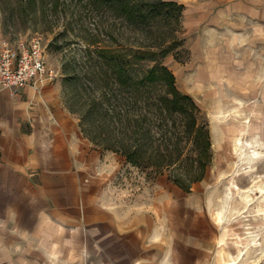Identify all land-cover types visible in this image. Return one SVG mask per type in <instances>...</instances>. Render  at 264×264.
I'll use <instances>...</instances> for the list:
<instances>
[{"label": "rangeland", "instance_id": "obj_1", "mask_svg": "<svg viewBox=\"0 0 264 264\" xmlns=\"http://www.w3.org/2000/svg\"><path fill=\"white\" fill-rule=\"evenodd\" d=\"M175 1L185 6L179 24L152 14L147 21L132 17L107 0H0V42L42 36L46 61L63 79V98L80 125L82 94H101L100 83L89 74L97 68V50L128 55L167 50L158 60L200 107L211 164L189 189L173 181L171 169L128 162L121 178L129 184L130 197L134 189L165 178L182 193L180 202L203 198L219 227L218 264L231 259L264 264V0ZM66 69H74L76 83L65 81ZM252 124L259 127L256 135L248 131ZM179 125L173 117V130ZM240 126L246 130L233 133Z\"/></svg>", "mask_w": 264, "mask_h": 264}, {"label": "crops", "instance_id": "obj_2", "mask_svg": "<svg viewBox=\"0 0 264 264\" xmlns=\"http://www.w3.org/2000/svg\"><path fill=\"white\" fill-rule=\"evenodd\" d=\"M127 167L85 137L63 79L0 81V264H218L204 199L180 202L165 178L130 197Z\"/></svg>", "mask_w": 264, "mask_h": 264}, {"label": "trees", "instance_id": "obj_3", "mask_svg": "<svg viewBox=\"0 0 264 264\" xmlns=\"http://www.w3.org/2000/svg\"><path fill=\"white\" fill-rule=\"evenodd\" d=\"M107 1L141 20L147 21L152 14L167 20L173 18L177 24L185 8L175 0ZM166 53L167 50L140 49L128 55L97 50L98 69L89 74L95 84L100 83L101 94H82L81 126L85 136L104 149L121 154L128 163L173 170V181L189 189L202 179L211 164L209 130L194 98L179 90L172 70L158 60ZM146 61L156 64L149 66ZM73 72L74 69L65 70V81H75ZM176 116L180 125L173 130ZM107 123L112 126H106ZM173 140H177L176 145Z\"/></svg>", "mask_w": 264, "mask_h": 264}, {"label": "built area", "instance_id": "obj_4", "mask_svg": "<svg viewBox=\"0 0 264 264\" xmlns=\"http://www.w3.org/2000/svg\"><path fill=\"white\" fill-rule=\"evenodd\" d=\"M46 46L42 36L36 34L28 41L14 44L0 42V81L14 94L32 85L37 91L58 77V71L46 61Z\"/></svg>", "mask_w": 264, "mask_h": 264}, {"label": "bare ground", "instance_id": "obj_5", "mask_svg": "<svg viewBox=\"0 0 264 264\" xmlns=\"http://www.w3.org/2000/svg\"><path fill=\"white\" fill-rule=\"evenodd\" d=\"M258 118V117H257ZM258 129H259V127L257 126V125H251V128H249V133L250 134H252V135H256V134H258ZM244 130H246L245 128H243L242 126H240L238 129H236V130H233V133H237V132H239V133H242ZM252 152H253V156L254 155H256V156H258L259 155V153L260 152H258L257 150H252ZM235 187H236V189H240L239 188V186L237 185V184H235ZM225 264H237V260L236 259H231V260H226L225 261Z\"/></svg>", "mask_w": 264, "mask_h": 264}]
</instances>
